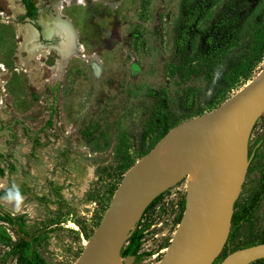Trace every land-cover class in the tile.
I'll return each instance as SVG.
<instances>
[{
  "label": "rangeland",
  "instance_id": "1",
  "mask_svg": "<svg viewBox=\"0 0 264 264\" xmlns=\"http://www.w3.org/2000/svg\"><path fill=\"white\" fill-rule=\"evenodd\" d=\"M36 3L42 26L25 19L18 0H0V125L16 119L27 131L16 125L9 129L10 141L0 137V209L20 217L28 237L44 235L33 245L43 261L73 264L123 175L168 130L212 111L264 66L263 57L247 79L226 89V72L247 53L251 32L264 20V0ZM198 6L188 28L193 54L207 49L205 38L218 34L214 25L222 16L238 17L239 38L209 77L201 72L179 78L170 68L177 61L174 41ZM47 18L57 20L48 24ZM54 23L74 31L80 48L66 52L63 41L60 58L55 50L61 40L39 34ZM263 131L264 113L250 133L253 157L236 209L264 185ZM185 187L182 178L140 216L132 233L146 225L138 250L145 256L134 264H156L161 258L178 229ZM13 189L22 193L18 207L14 197L6 198ZM263 232L264 194L238 227L231 248L259 242ZM7 251L0 245V264H17L14 257H4Z\"/></svg>",
  "mask_w": 264,
  "mask_h": 264
},
{
  "label": "water",
  "instance_id": "2",
  "mask_svg": "<svg viewBox=\"0 0 264 264\" xmlns=\"http://www.w3.org/2000/svg\"><path fill=\"white\" fill-rule=\"evenodd\" d=\"M263 113L264 66L214 110L168 130L123 175L73 264H121L120 250L143 211L182 178H186L182 217L156 264H212L228 237L233 205L247 170L248 139ZM0 137L8 139V131L0 130ZM132 259L127 257L124 264ZM257 260H264V243L234 250L219 264Z\"/></svg>",
  "mask_w": 264,
  "mask_h": 264
},
{
  "label": "trees",
  "instance_id": "3",
  "mask_svg": "<svg viewBox=\"0 0 264 264\" xmlns=\"http://www.w3.org/2000/svg\"><path fill=\"white\" fill-rule=\"evenodd\" d=\"M199 10V6L194 7L188 13L183 23V28L180 30L174 41L173 50L177 61L170 68L171 74H174L179 78L194 77L199 75L201 72H203L206 77H209L214 65L222 58L223 55H225L228 50L236 45L239 38L240 26L237 23L238 17L234 15L228 19L227 17L222 16L214 25V29L218 31V34L216 36H207L205 38L204 43L207 46V49L204 52L193 54L190 51L188 28L196 20L195 18ZM263 57L264 20L251 32L247 53L237 62L234 67L226 72V89H231L239 79H247L252 68L259 64ZM184 100L185 104L189 105L191 101L190 95H186ZM224 101L225 100L219 102L211 110H214ZM46 125L49 126V121L46 122ZM167 130L168 128H165L156 138V140H158L160 136H162ZM262 138H264V131L262 132ZM1 174L2 171L0 170V175ZM16 192L17 190H13L14 195ZM18 192L20 195H22L20 191ZM2 194L3 193H0V195ZM263 194L264 185L257 195L249 198L248 201L240 205L238 209H236V207L239 197L237 198L233 205V213L228 237L221 250V253L212 264H219L224 256L233 252L234 250L240 249L231 248L234 234L236 233L240 224L245 222L250 217ZM156 199L157 197L146 207L144 212L155 203ZM3 224L10 227L13 235L15 236V240L12 239V235L6 230ZM145 228L146 225L142 226L138 231L131 233L120 250V257L136 255L137 261H139L141 258H143V256H145L144 254H138L140 240ZM17 230L20 232L21 236H18ZM24 238H28L24 221L20 217H12L9 213L0 209V245L8 248V251L5 253L4 257H14L17 264H47L37 255L35 248H31V244L25 242ZM44 239V235L35 236L33 243L39 244ZM260 243H264V232L262 233V239L259 242L251 243L248 246ZM250 264H264V260H257Z\"/></svg>",
  "mask_w": 264,
  "mask_h": 264
},
{
  "label": "flooded vegetation",
  "instance_id": "4",
  "mask_svg": "<svg viewBox=\"0 0 264 264\" xmlns=\"http://www.w3.org/2000/svg\"><path fill=\"white\" fill-rule=\"evenodd\" d=\"M19 1V3H20V5H21V7H22V9H23V11H24V15H25V19L29 22V23H31V24H34V22L36 23V24H38L39 26L41 25L40 24V22H39V19H40V17H41V13H42V11L41 12H37V8H38V6L40 5V3H36V2H38L39 0H18ZM46 2V1H45ZM47 2H50V0H47ZM41 4H43V3H41ZM118 5V4H117ZM115 6V5H114ZM47 7H49V5H47ZM53 20H57L56 18H47V23L49 24V22L51 23V22H53ZM64 22H65V20H63ZM42 26V25H41ZM66 26V25H65ZM33 29V28H32ZM69 33V34H68ZM39 34L41 35V37H42V39H44V38H48V37H50V39H52V38H54V41H55V39H60L61 40V44L59 45V46H57V50H55L56 51V53H57V55L61 58V56L59 55V52L62 50L61 49V47H62V45H63V41H65V46L64 47H66V49H67V51L66 52H71L73 49H72V43H73V35H72V33L70 32V31H65L64 29H63V26L62 25H59V23L58 24H56V23H54V26L53 27H51V26H48L47 25V27H43V30H41L40 32H39ZM36 35H37V33H36ZM44 40H47V39H44ZM68 44V45H67ZM69 54V53H68ZM63 58V57H62ZM71 58V57H70ZM63 59H65V58H63ZM67 60V59H66ZM66 60H64V62L66 61ZM53 68H55V66L53 67ZM50 79H48V82H51V81H49ZM14 121V123H13V125L11 126V124H12V122ZM19 124H21V123H19L16 119H13L9 124H6V125H0V130H2V129H5L6 131H8V139H5L4 137V139L6 140V141H10L11 140V138H9V136L11 135V132L9 131V129H10V127H13V126H19ZM20 129H22L23 131H26V129L24 128V126L21 128L20 127ZM252 131V130H251ZM27 132V131H26ZM250 137V136H249ZM249 140V139H248ZM1 150V149H0ZM3 152V151H2ZM1 157H4V153L2 154V155H0ZM246 156H247V160H248V165H247V170H246V174H247V172L249 171V165H250V163H251V161H252V157H253V151H252V149L250 148V146H249V143L247 144V153H246ZM245 174V175H246ZM245 178V177H244ZM13 190H17V189H13ZM13 190H12V194H13ZM15 195L13 194V197H14ZM183 196H185V191H184V195ZM239 196V195H238ZM8 196L6 195V198H7ZM184 200V199H183ZM183 204H184V201H183ZM143 213H144V211H143ZM142 213V214H143ZM10 216H12V215H10ZM13 217V216H12ZM18 231V230H17ZM19 236V235H18ZM20 236H21V234H20ZM34 235H32L31 237H28V238H24V240L25 239H29L30 241L29 242H27L26 240H25V242H27V243H29V244H31V248H33L34 246L33 245H35V243H33V239H34ZM13 239V238H12ZM127 257H129V256H125V257H120L121 258V264H124V261L126 260V258ZM132 262H131V264H134L135 263V261H137V256L135 255V256H132Z\"/></svg>",
  "mask_w": 264,
  "mask_h": 264
},
{
  "label": "bare ground",
  "instance_id": "5",
  "mask_svg": "<svg viewBox=\"0 0 264 264\" xmlns=\"http://www.w3.org/2000/svg\"><path fill=\"white\" fill-rule=\"evenodd\" d=\"M117 1H118V0H117ZM65 23H67V24L69 25V27H70V24H69V21H68V20H66ZM44 24H45V23H44ZM63 29H64L65 31H70V32L72 33V35H73V43H72V44H73V45H72V49H73V50H72V51H74L75 49L80 48L79 44L76 42L75 32L72 31V30H70V29H68V28H66V27H63ZM68 34H69V33H68ZM67 45H68V44H67ZM65 51H67V49H66ZM69 54H70V53H69ZM69 54H68V55H69ZM59 55L62 56V54H60V53H59ZM68 55H67V56H68ZM71 55H72V54H71ZM63 57H64V56H63ZM66 59H67V58H66ZM189 180H192V177H191V176L189 177Z\"/></svg>",
  "mask_w": 264,
  "mask_h": 264
},
{
  "label": "clouds",
  "instance_id": "6",
  "mask_svg": "<svg viewBox=\"0 0 264 264\" xmlns=\"http://www.w3.org/2000/svg\"><path fill=\"white\" fill-rule=\"evenodd\" d=\"M8 198L9 199L13 198V194L11 192L9 193ZM14 199H15V201L17 203V207H18L19 203L21 202V199H22L18 191L15 193Z\"/></svg>",
  "mask_w": 264,
  "mask_h": 264
}]
</instances>
